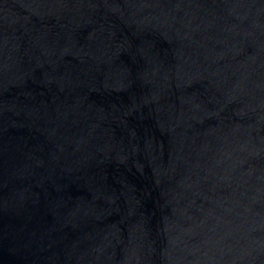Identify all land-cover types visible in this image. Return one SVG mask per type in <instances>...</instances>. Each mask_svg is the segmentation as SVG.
I'll use <instances>...</instances> for the list:
<instances>
[{
	"label": "water",
	"instance_id": "95a60500",
	"mask_svg": "<svg viewBox=\"0 0 264 264\" xmlns=\"http://www.w3.org/2000/svg\"><path fill=\"white\" fill-rule=\"evenodd\" d=\"M0 264H264V0H0Z\"/></svg>",
	"mask_w": 264,
	"mask_h": 264
}]
</instances>
